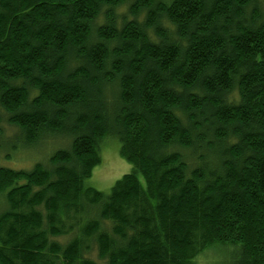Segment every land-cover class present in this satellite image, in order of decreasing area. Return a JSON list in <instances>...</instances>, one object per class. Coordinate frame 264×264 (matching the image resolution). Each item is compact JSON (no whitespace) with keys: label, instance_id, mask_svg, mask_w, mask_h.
Masks as SVG:
<instances>
[{"label":"trees","instance_id":"1","mask_svg":"<svg viewBox=\"0 0 264 264\" xmlns=\"http://www.w3.org/2000/svg\"><path fill=\"white\" fill-rule=\"evenodd\" d=\"M0 112L70 140L0 168V264H264V0H0Z\"/></svg>","mask_w":264,"mask_h":264},{"label":"rangeland","instance_id":"2","mask_svg":"<svg viewBox=\"0 0 264 264\" xmlns=\"http://www.w3.org/2000/svg\"><path fill=\"white\" fill-rule=\"evenodd\" d=\"M121 11H126V6L121 8ZM144 17L143 14L141 18ZM18 137V129L10 126L4 114L0 112V168L31 170L38 163L45 166L54 152L70 147L69 138L56 135L29 149L14 151L12 144L18 141ZM120 149L121 143L116 137L109 135L103 139L99 146L101 164L94 169L92 177L86 180L87 187L109 194L118 180L132 172L133 166L121 157ZM224 256L222 252L212 251L198 263L227 264L228 258Z\"/></svg>","mask_w":264,"mask_h":264}]
</instances>
